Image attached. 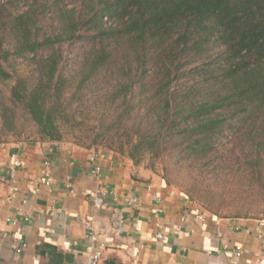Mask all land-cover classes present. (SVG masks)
Here are the masks:
<instances>
[{
	"label": "trees",
	"instance_id": "1",
	"mask_svg": "<svg viewBox=\"0 0 264 264\" xmlns=\"http://www.w3.org/2000/svg\"><path fill=\"white\" fill-rule=\"evenodd\" d=\"M0 84L15 136L21 114L40 142L85 135L76 121L93 102L84 148L126 135L136 166L225 156L264 181V0H0Z\"/></svg>",
	"mask_w": 264,
	"mask_h": 264
},
{
	"label": "crops",
	"instance_id": "2",
	"mask_svg": "<svg viewBox=\"0 0 264 264\" xmlns=\"http://www.w3.org/2000/svg\"><path fill=\"white\" fill-rule=\"evenodd\" d=\"M93 152L72 143H0V264H89L100 246V264H264L262 220L212 217L150 170L111 151H98L102 171L95 176ZM12 187L18 191L10 198ZM100 188L110 194L96 208L91 194ZM155 196L162 200L161 214L155 213ZM237 245L243 247L240 259L233 253Z\"/></svg>",
	"mask_w": 264,
	"mask_h": 264
},
{
	"label": "rangeland",
	"instance_id": "3",
	"mask_svg": "<svg viewBox=\"0 0 264 264\" xmlns=\"http://www.w3.org/2000/svg\"><path fill=\"white\" fill-rule=\"evenodd\" d=\"M16 68L18 70H28L26 64L16 65ZM8 90V86L0 84V106L4 103L9 104L10 94ZM90 104L91 106L85 103L83 112H80L83 115L80 116L81 119L76 121V124H80V127L85 130V135H78L75 138L72 131L67 129L64 143H72L82 147L95 144V129L99 125V121L96 115L97 108L92 107L93 102ZM18 112L22 113L21 110H18ZM20 123V127L23 128L24 132L22 136H15L6 132L0 110L1 144L40 142L37 128L22 114L20 115ZM126 140V135L122 138L116 137L115 143H113L114 149L111 150L108 149V141L99 139L93 149L102 152L112 151L117 157L132 160L128 154L122 155L119 151ZM223 150L225 149L223 148ZM175 158V156L165 155V157L157 159L155 153H150L138 156L137 159L141 161L140 167L150 170L167 182L170 187L183 194V196L189 197L209 215L217 213L224 218L264 220V181H260L256 177L252 178L251 175L248 176V170H245L244 167H241L240 171L234 175L233 165L225 156L215 158L214 161H189L183 164L177 163ZM221 159L225 161L223 167L218 163Z\"/></svg>",
	"mask_w": 264,
	"mask_h": 264
},
{
	"label": "built area",
	"instance_id": "4",
	"mask_svg": "<svg viewBox=\"0 0 264 264\" xmlns=\"http://www.w3.org/2000/svg\"><path fill=\"white\" fill-rule=\"evenodd\" d=\"M103 159V154L99 153V152H93L89 158V161L90 163L93 165V168H92V173L95 175V176H100L101 174V171H102V168L101 166L99 165V162L100 160ZM15 165L17 166H20L21 163L20 162H15ZM48 166V163L46 164ZM15 166V167H17ZM15 178V169L11 171V179H14ZM44 184L47 186V187H51V178H50V175L45 172L44 173ZM67 187L69 189H71V192L74 193L73 189H72V185L71 184H68ZM18 191V188L17 187H12V192H11V196L10 198H13L15 196V193ZM110 194L109 190L108 189H104V188H100L98 191L94 192L91 194V198H92V201H93V204L96 208H103L105 206V200L107 198V196ZM154 201L155 203L158 205L157 209L155 210V213L156 214H161L163 213V208L161 207V203H162V200L160 197L158 196H155L154 197ZM133 204H137L138 203V199L137 198H134L133 201H132ZM197 220H200L201 222L205 223L206 222V218L203 217L202 215H197L196 216ZM91 233H90V237L92 239V241H97V235H96V232L95 230L92 228V226L89 227ZM264 229V220L260 221L259 223V226H258V230H259V233H260V237H262L263 231ZM175 232L176 233H183V229L180 228V227H176L174 228ZM193 232V231H191ZM219 237H222V234H219ZM156 238L157 239H163L164 238V234H163V231H159L157 234H156ZM26 245H21L19 247H16L15 250H16V253L17 254H21L24 249H25ZM225 251H227L229 249V246L228 245H224V248H223ZM102 250H103V246H100L91 256L90 258V261H89V264H100L101 261H102ZM224 251V252H225ZM233 253H234V257L236 259H240L242 256H243V247L240 246V245H237V246H234L233 248Z\"/></svg>",
	"mask_w": 264,
	"mask_h": 264
}]
</instances>
